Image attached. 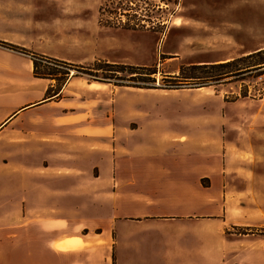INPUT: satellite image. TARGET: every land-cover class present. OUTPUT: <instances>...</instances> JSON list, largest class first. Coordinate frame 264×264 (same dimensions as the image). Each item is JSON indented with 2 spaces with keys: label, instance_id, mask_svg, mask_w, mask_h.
<instances>
[{
  "label": "crops",
  "instance_id": "crops-1",
  "mask_svg": "<svg viewBox=\"0 0 264 264\" xmlns=\"http://www.w3.org/2000/svg\"><path fill=\"white\" fill-rule=\"evenodd\" d=\"M10 13L0 19L9 26L1 41L73 63L110 60L105 36L110 28L99 24L97 6L91 9L84 0H20ZM12 54L28 58L2 48L0 75L32 74L29 58L27 64L4 62ZM93 84L74 76L56 101L24 99L3 111L0 82V132L54 102L62 123L84 139L107 143L95 174L94 167L59 166L45 168L40 178L18 164L0 166V264H264V236L236 234L231 245L223 235L229 225L264 226V206L255 191L264 139L257 146L250 133V126L264 127V117L240 120L234 132L224 120L178 125L167 119L152 132L143 121L132 127L116 123L110 101L108 115L99 120L93 107L98 101L88 97L102 87ZM8 86L18 89L15 81ZM120 133L126 136L122 146L115 144ZM120 157L123 175L116 176ZM20 183L26 187L23 199ZM232 199L234 219L228 217ZM86 204L91 212L82 210ZM232 252L233 261H227Z\"/></svg>",
  "mask_w": 264,
  "mask_h": 264
},
{
  "label": "rangeland",
  "instance_id": "rangeland-1",
  "mask_svg": "<svg viewBox=\"0 0 264 264\" xmlns=\"http://www.w3.org/2000/svg\"><path fill=\"white\" fill-rule=\"evenodd\" d=\"M84 2H87L91 9L97 6L99 24L110 28L105 35L110 40V60H104L147 66L155 70L150 74L155 80L154 84L160 85L156 88L142 89L92 81L94 84L91 87H102L90 92L91 95L88 97L98 101L93 107L99 120H105L104 113L108 115L109 101L110 111L113 112L116 123H126L132 127L136 126V120H139L152 132L167 119L175 121L178 125L185 124L184 121L187 120L205 119L213 123L224 120L227 121L229 131L234 132L240 120L246 122L264 117V100H258L264 96L259 95L264 87V75L256 78L248 75L244 76L243 80L227 79L219 84L198 88L188 85H179L177 88L162 86L171 83L163 79V76L176 73L180 65L222 62L262 47L264 0H84ZM13 5H20V0H0V19L2 16L4 18L12 16L10 7ZM5 23L0 21V34L4 27H9ZM0 47L5 48L1 45ZM13 52L10 50V53ZM12 55L14 56L10 58L4 56V62L27 64V57L20 54ZM93 61L79 64H90ZM82 78L86 79L84 76ZM11 81L18 83L16 92H12L13 89L8 86ZM0 82L5 97L2 102L3 111L17 106V103L24 99L36 102L45 98L43 88L46 89L53 83L49 80H38L31 73H3V76L0 75ZM245 90L247 96L240 97V92ZM95 97H98V100ZM47 101L56 99L51 98ZM59 116L61 112L54 102L42 104L29 111L24 119L19 118L20 123L16 121L17 127L9 126L0 132V166L11 167L18 164L20 171L34 170L36 177L40 178L45 168L59 166L64 167L66 171L75 166L81 170L94 167L92 173L95 174L96 164L100 161L99 157L105 155L102 151L106 150L107 143L82 138V135L75 132L73 125L62 123ZM250 128H252L250 133L255 136L254 144L257 145L259 140L264 139L262 138L264 127ZM17 134L20 140H12ZM125 138L126 136L120 133L115 144L122 146ZM259 159L256 161L255 170L260 176L255 191L258 192L261 206H264L262 184L264 158ZM122 161L123 158L120 157L116 176L123 175ZM19 188L20 199H23L26 187L20 183ZM233 203L232 199L228 204L230 219H234L236 214ZM81 208L88 212L92 210L89 204ZM245 233L264 236V226L242 228L229 225L223 230L224 237L231 241V245H234L236 234ZM232 257L233 252L228 255L227 261H233Z\"/></svg>",
  "mask_w": 264,
  "mask_h": 264
},
{
  "label": "trees",
  "instance_id": "trees-1",
  "mask_svg": "<svg viewBox=\"0 0 264 264\" xmlns=\"http://www.w3.org/2000/svg\"><path fill=\"white\" fill-rule=\"evenodd\" d=\"M0 45L28 56L32 63L33 77L53 81L44 92L45 99L48 98V100L60 97L62 88L74 76H84L89 81L133 88L146 89L160 86L155 85L154 78L150 77L155 70L144 65L119 61L108 62L104 59H96L90 64H79L40 54L4 41H0ZM248 75L253 78L264 75V48L222 62L180 65L176 73L163 76V79L171 83L162 86L177 88L179 85H188L198 88L219 84L227 79L243 80V77ZM259 95L260 97L264 95V87ZM239 96L246 97V90L240 92Z\"/></svg>",
  "mask_w": 264,
  "mask_h": 264
}]
</instances>
